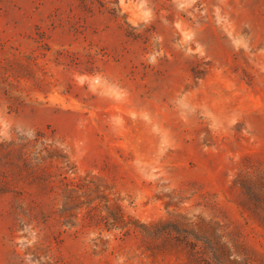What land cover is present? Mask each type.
I'll use <instances>...</instances> for the list:
<instances>
[{
  "label": "rangeland",
  "instance_id": "1",
  "mask_svg": "<svg viewBox=\"0 0 264 264\" xmlns=\"http://www.w3.org/2000/svg\"><path fill=\"white\" fill-rule=\"evenodd\" d=\"M0 264H264V0H0Z\"/></svg>",
  "mask_w": 264,
  "mask_h": 264
}]
</instances>
